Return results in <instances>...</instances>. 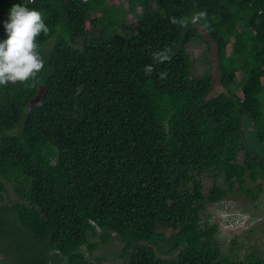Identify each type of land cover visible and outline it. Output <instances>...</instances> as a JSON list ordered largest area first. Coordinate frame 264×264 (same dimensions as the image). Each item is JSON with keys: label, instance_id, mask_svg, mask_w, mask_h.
Masks as SVG:
<instances>
[{"label": "trees", "instance_id": "1", "mask_svg": "<svg viewBox=\"0 0 264 264\" xmlns=\"http://www.w3.org/2000/svg\"><path fill=\"white\" fill-rule=\"evenodd\" d=\"M13 4L40 11L50 31L37 38L35 80L0 86L5 264H95L112 239L120 264H264L256 248L226 253L203 218L207 203L262 190L246 187L264 160L249 156L242 126L264 141V0H0V41ZM197 11L227 88L214 95L187 50L198 27L170 23ZM127 16L134 31L122 33ZM165 48L170 61L145 75ZM7 183L17 198L5 202Z\"/></svg>", "mask_w": 264, "mask_h": 264}, {"label": "rangeland", "instance_id": "2", "mask_svg": "<svg viewBox=\"0 0 264 264\" xmlns=\"http://www.w3.org/2000/svg\"><path fill=\"white\" fill-rule=\"evenodd\" d=\"M131 18L120 19L119 30L122 33L133 32L131 28ZM202 38L196 37L187 44V50L194 63V75L205 76L212 75L214 95L220 91H226L227 88L220 81V71L218 66V57L214 44L204 28L197 26ZM90 35L93 32H89ZM242 80L229 86L230 91H236L242 86ZM4 91L0 89V96ZM245 117V116H244ZM243 117V120H245ZM247 120V119H246ZM247 122V121H246ZM244 123L242 126V136L249 156L264 160V141L255 136L253 124ZM245 157L242 151L239 154V160ZM205 186L211 185V178L205 177ZM261 184L262 190L257 192L256 197L249 196L244 191H235L222 200L207 203L204 219L218 224V238L221 241L223 250L232 255L238 254L244 257V254L256 248L259 253L264 254V177H260L255 182L247 183L246 187L254 188ZM7 192L4 193V201L15 200L17 195L9 183L6 184ZM93 237L91 240L96 241ZM121 244L117 239L110 242L100 243L99 246L89 255L90 260L95 264H120L121 259L118 256ZM0 264H5L0 254Z\"/></svg>", "mask_w": 264, "mask_h": 264}, {"label": "clouds", "instance_id": "3", "mask_svg": "<svg viewBox=\"0 0 264 264\" xmlns=\"http://www.w3.org/2000/svg\"><path fill=\"white\" fill-rule=\"evenodd\" d=\"M170 23L184 28L199 26L206 29L209 26L206 11L194 12L191 17H170ZM4 29L7 38L0 41V86L35 80L45 67L37 38L41 33L47 35L50 31L43 14L25 5L13 4L8 19L4 22ZM152 59L154 63L143 69L145 75H151L155 71L154 64L170 61L171 49L154 52ZM159 78L166 79L167 73H159ZM80 90L78 88L77 93Z\"/></svg>", "mask_w": 264, "mask_h": 264}]
</instances>
